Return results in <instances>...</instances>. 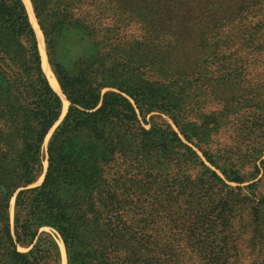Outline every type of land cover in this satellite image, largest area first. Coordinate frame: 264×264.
I'll return each instance as SVG.
<instances>
[{
	"label": "trees",
	"instance_id": "trees-1",
	"mask_svg": "<svg viewBox=\"0 0 264 264\" xmlns=\"http://www.w3.org/2000/svg\"><path fill=\"white\" fill-rule=\"evenodd\" d=\"M30 1L70 106L0 0V264H62L61 243L67 264H264L260 180L226 182L261 170L264 0ZM248 114L252 141L221 145Z\"/></svg>",
	"mask_w": 264,
	"mask_h": 264
},
{
	"label": "rangeland",
	"instance_id": "rangeland-1",
	"mask_svg": "<svg viewBox=\"0 0 264 264\" xmlns=\"http://www.w3.org/2000/svg\"><path fill=\"white\" fill-rule=\"evenodd\" d=\"M185 1V0H183ZM189 3H192V2H189ZM193 4V3H192ZM142 35H143V31H142V28L140 27L139 24H132L131 26H129L127 29H126V32H125V35H124V41L128 42L126 44H123L124 48H127V49H131V43L133 44L135 40L137 39H140L142 38ZM44 41H45V37H44ZM45 45H46V41H45ZM70 48L69 47V42L68 40H66V42H64V44L62 45L61 47V58L63 60V63L66 65L67 68H69V66L71 65L72 63V55L71 53H68L66 50ZM82 51H80L79 53L81 54ZM78 53V54H79ZM46 54H47V57H48V52H47V47H46ZM48 59V62H49V57L47 58ZM70 106V103L68 102V108ZM221 106V105H220ZM218 106H214V108H216ZM68 108L66 110V113L68 111ZM64 113V114H66ZM242 117V116H241ZM165 119H167L170 123L174 124L172 120H170L167 116H164ZM149 119V118H148ZM252 115L249 116L248 115H245V117H242V118H237V119H233V120H228V123L227 126L225 128H223V131L218 135L217 139L219 141V143L221 145H232V144H235V143H238L240 145V142H243V141H249L253 139V136H252ZM264 120V116H263V119ZM264 124V123H263ZM175 127V126H174ZM147 128H149V125L147 126ZM175 129L177 130V128L175 127ZM53 133V131L51 132V134ZM260 133L262 134V136H264V127L261 129ZM51 134L49 135L48 137V140H47V143L45 145V147L47 148V144H48V141H49V138L51 137ZM246 134V136L244 137V135ZM262 140L264 141V138H262ZM191 146L193 147V149L195 151H197L199 153V155L203 158V160H205V162L207 163L208 166H211L212 169H214L215 171L218 172V174L225 179L224 175L222 174V172L218 169H216V167L212 166L207 160L206 158L204 157L202 151L200 149H198L196 146L192 145ZM244 147V146H242ZM259 155L260 159L257 161L258 165L261 166V170H260V174L258 176L257 179L255 180H250L249 182H246L244 184H237V183H232V182H228V180H226V182L234 187V188H237L239 186H241L242 188H246L245 192H250L252 191V213H254V210H253V207H256L257 206V203L254 202L255 199L257 198V196H259V192H264V166H263V162H264V147H263V151L261 154H257ZM45 166L47 168L48 166V162L45 161ZM249 167H252V165H250ZM262 181V183L259 182ZM42 182V179L39 183ZM255 182H259V185L257 188H252V190L249 191L248 189V186L251 184V183H255ZM260 189L259 192L257 191V189ZM248 190V191H247ZM253 193L254 195H257L256 197L253 196ZM259 200V203L258 204H261L259 205L260 206V209H262V211L264 212V204H263V200H264V196L258 198ZM14 204H15V199L13 200V203H12V215L14 213ZM46 230H50V229H46Z\"/></svg>",
	"mask_w": 264,
	"mask_h": 264
},
{
	"label": "bare ground",
	"instance_id": "bare-ground-1",
	"mask_svg": "<svg viewBox=\"0 0 264 264\" xmlns=\"http://www.w3.org/2000/svg\"><path fill=\"white\" fill-rule=\"evenodd\" d=\"M27 8H28V11H29V14H30V17H31V21L36 29V32H37V35H38V38H39V42H40V52H41V55H42V59H43V67H44V70L50 80V83L52 84L53 88L62 96L63 100H64V113H66V110L68 108V101H66V99L64 98V95L62 94V89L58 83V80L57 78L55 77L50 65H49V62H48V57H47V54H46V45H45V41H44V35L37 23V20H36V17H35V14H34V10H33V6H32V3L30 0H24ZM61 249H62V253H63V258H64V262L63 264H66V259H65V247H64V244L61 243Z\"/></svg>",
	"mask_w": 264,
	"mask_h": 264
},
{
	"label": "water",
	"instance_id": "water-1",
	"mask_svg": "<svg viewBox=\"0 0 264 264\" xmlns=\"http://www.w3.org/2000/svg\"><path fill=\"white\" fill-rule=\"evenodd\" d=\"M28 10V9H27ZM35 13V12H34ZM30 16V15H29ZM35 17H36V15H35ZM36 20H37V17H36ZM37 23H38V25H39V22H38V20H37ZM39 27H40V25H39ZM40 29H41V27H40ZM42 31V30H41ZM43 33V32H42ZM44 35V34H43ZM49 65H50V62H49ZM50 67H51V65H50ZM57 78V77H56ZM58 80V79H57ZM62 94L64 95V93H63V91H62ZM61 96V95H60ZM64 98L66 99V101H68L67 100V98H66V96L64 95ZM69 102V101H68ZM63 116H65V114L63 115ZM43 179H44V176H43V178H42V182H43ZM41 182V183H42ZM41 183H39V184H41ZM64 244V243H63ZM64 247H65V245H64ZM65 259H66V264H67V254H66V248H65ZM63 262H64V258H63ZM63 262H62V264H63Z\"/></svg>",
	"mask_w": 264,
	"mask_h": 264
}]
</instances>
